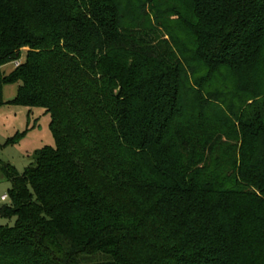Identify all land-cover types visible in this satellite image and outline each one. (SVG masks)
Masks as SVG:
<instances>
[{
    "label": "trees",
    "instance_id": "obj_1",
    "mask_svg": "<svg viewBox=\"0 0 264 264\" xmlns=\"http://www.w3.org/2000/svg\"><path fill=\"white\" fill-rule=\"evenodd\" d=\"M23 49L56 145L0 157V264H264V0H0Z\"/></svg>",
    "mask_w": 264,
    "mask_h": 264
},
{
    "label": "rangeland",
    "instance_id": "obj_2",
    "mask_svg": "<svg viewBox=\"0 0 264 264\" xmlns=\"http://www.w3.org/2000/svg\"><path fill=\"white\" fill-rule=\"evenodd\" d=\"M25 50L21 58L24 60ZM15 62L11 61L0 67L3 75L9 74L15 68ZM215 82V81H214ZM227 84L232 83L227 78ZM16 85H6L2 90L3 102L13 99L16 93ZM50 117L41 108L28 109L22 105L3 104L0 106V157L2 160L12 164L17 171L22 172L33 162L35 152L44 147L55 148V140L50 130ZM17 134L22 136L13 143L8 140ZM8 183L0 174V196L6 193ZM1 203V201H0ZM14 219L0 218V225L12 226Z\"/></svg>",
    "mask_w": 264,
    "mask_h": 264
},
{
    "label": "built area",
    "instance_id": "obj_3",
    "mask_svg": "<svg viewBox=\"0 0 264 264\" xmlns=\"http://www.w3.org/2000/svg\"><path fill=\"white\" fill-rule=\"evenodd\" d=\"M18 65H19V62H18V61L15 62V67L18 66ZM0 200L6 202V201L8 200L7 195L5 194V195L1 196V197H0Z\"/></svg>",
    "mask_w": 264,
    "mask_h": 264
},
{
    "label": "crops",
    "instance_id": "obj_4",
    "mask_svg": "<svg viewBox=\"0 0 264 264\" xmlns=\"http://www.w3.org/2000/svg\"><path fill=\"white\" fill-rule=\"evenodd\" d=\"M7 191V190H6ZM6 194V193H5ZM5 194H2L1 196H3V195H5ZM0 196V197H1ZM1 201V200H0ZM5 203V201H1V203H0V206L2 205V204H4Z\"/></svg>",
    "mask_w": 264,
    "mask_h": 264
}]
</instances>
